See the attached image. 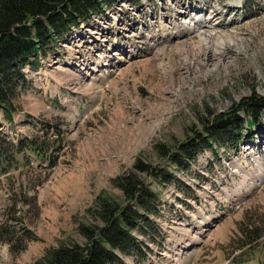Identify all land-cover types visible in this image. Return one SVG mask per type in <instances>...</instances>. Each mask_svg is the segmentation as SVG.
Listing matches in <instances>:
<instances>
[{"label":"rangeland","instance_id":"1","mask_svg":"<svg viewBox=\"0 0 264 264\" xmlns=\"http://www.w3.org/2000/svg\"><path fill=\"white\" fill-rule=\"evenodd\" d=\"M199 45L215 56L200 58ZM47 49L23 69L12 123L0 114L1 136L49 155L3 163L0 264L83 243L78 227L100 223L96 198H123L114 180L137 161L179 183L139 176L160 194V233L136 234L148 255L127 264H264V117L248 128L239 110L264 97V0H116ZM227 117L236 142L212 141L176 170L167 153Z\"/></svg>","mask_w":264,"mask_h":264},{"label":"trees","instance_id":"2","mask_svg":"<svg viewBox=\"0 0 264 264\" xmlns=\"http://www.w3.org/2000/svg\"><path fill=\"white\" fill-rule=\"evenodd\" d=\"M115 1L0 0V114L4 121L12 123V114L17 111V91L27 87L23 69L27 66L38 68L47 48L88 22L92 15L103 11L104 5L110 6ZM239 110L250 117L248 128L255 126L259 117H264V97L254 94L243 99ZM234 121L229 117L217 118L202 125L204 132L196 133L192 143L179 144L175 151L167 153L169 161L176 170H187L189 162L195 160L200 151L213 146L212 141H221L225 145L236 142ZM44 147L35 144V139H24L14 145L0 135V171H6L3 163L8 168L14 167L18 154H23L27 165L30 162L26 153L39 158L46 156ZM49 164L53 166L54 160ZM143 174L160 187L179 183L164 168L137 161L132 172L114 180L123 198L117 200L104 195L96 198L93 215L100 223L78 227L83 243L48 248L32 264H127L124 257L146 259L147 245L136 234L149 235L150 241L154 242L160 233L155 218L151 217L160 214V194L139 177Z\"/></svg>","mask_w":264,"mask_h":264},{"label":"bare ground","instance_id":"3","mask_svg":"<svg viewBox=\"0 0 264 264\" xmlns=\"http://www.w3.org/2000/svg\"><path fill=\"white\" fill-rule=\"evenodd\" d=\"M193 31H194V33L197 32V31H201V28L197 27V28H195V30H193ZM225 41H226V40L221 39V41H218V40H217V41L214 42V44H213V46H212V47H213V53H214V54H219V53L221 54V50H222V48H223V46H224V43H223V42H225ZM204 42H207V41H204ZM215 45L218 46V48H217V47L215 48ZM200 46H201V45L198 46V55L200 56V58H201V57H206V56H207L208 58H209L210 56L213 58V57L215 56V55L212 54V52H211V51H212L211 47H210V48H200ZM200 58H199V59H200ZM191 64H192V61H190L189 65H191Z\"/></svg>","mask_w":264,"mask_h":264}]
</instances>
